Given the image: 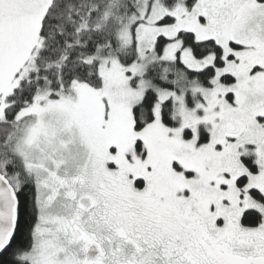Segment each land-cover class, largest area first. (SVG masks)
Listing matches in <instances>:
<instances>
[{
    "label": "snow or ice",
    "instance_id": "6c2138e0",
    "mask_svg": "<svg viewBox=\"0 0 264 264\" xmlns=\"http://www.w3.org/2000/svg\"><path fill=\"white\" fill-rule=\"evenodd\" d=\"M0 264H264V0H0Z\"/></svg>",
    "mask_w": 264,
    "mask_h": 264
}]
</instances>
